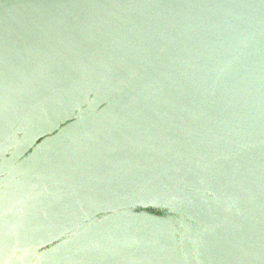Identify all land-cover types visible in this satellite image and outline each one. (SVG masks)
Returning a JSON list of instances; mask_svg holds the SVG:
<instances>
[{"label": "water", "instance_id": "95a60500", "mask_svg": "<svg viewBox=\"0 0 264 264\" xmlns=\"http://www.w3.org/2000/svg\"><path fill=\"white\" fill-rule=\"evenodd\" d=\"M0 264H264V0H0Z\"/></svg>", "mask_w": 264, "mask_h": 264}]
</instances>
